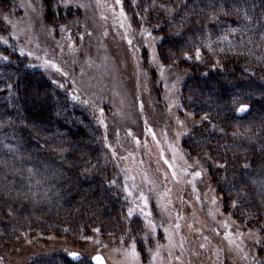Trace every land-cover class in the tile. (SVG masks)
Segmentation results:
<instances>
[{
	"label": "rangeland",
	"instance_id": "374dc122",
	"mask_svg": "<svg viewBox=\"0 0 264 264\" xmlns=\"http://www.w3.org/2000/svg\"><path fill=\"white\" fill-rule=\"evenodd\" d=\"M37 1L25 0L19 17L30 50L36 46L33 31L44 22ZM63 1L81 8L83 15L75 16L80 28L73 33L66 28L53 31L49 38V25L43 23L39 36L47 47H42L50 52L54 41L56 47L66 49L71 60L66 63L57 57L60 72L77 77L89 97H94L96 108L105 110L121 149L139 162L140 170L127 172L129 179L132 176L124 192L130 198L129 223L118 235L107 232L96 237L85 232L82 222H77L81 215L91 214L90 205L83 201L92 202L93 187L78 188L77 178L66 175L61 165L23 152L11 131L0 130V254L9 258L0 256V264H65V255L74 252L81 255L78 264H92L95 253L103 254L107 264H256L263 257L264 233L239 221L235 212L243 217L250 213L252 200L260 201L264 177L245 172L237 185L228 182L227 187H218L210 166L221 161L219 155L224 157L220 149L212 147L202 157L188 152L196 146L192 138L199 137L191 129L205 114L183 105L177 91L176 84L189 71L187 63L177 56L163 62L157 53L143 57L138 42L144 39L131 28L124 0L119 4L116 0ZM230 129L243 133L236 124ZM196 171L201 176H194ZM75 190L76 203L70 196ZM101 220L112 228L119 226ZM205 250L213 252L211 263L201 256ZM197 253L200 256L195 258ZM45 255L54 256V261L48 262Z\"/></svg>",
	"mask_w": 264,
	"mask_h": 264
},
{
	"label": "trees",
	"instance_id": "16d2710c",
	"mask_svg": "<svg viewBox=\"0 0 264 264\" xmlns=\"http://www.w3.org/2000/svg\"><path fill=\"white\" fill-rule=\"evenodd\" d=\"M41 1L42 4L37 1V8L44 22L40 21L33 31L34 52L26 47L25 33L20 29L19 17L25 0H0V55L8 57V60L0 59V130L11 131L23 152L61 165L66 175L77 178L78 188L82 184L93 187L89 190L91 198L88 192L86 199L92 202L83 201V205H90L91 214L81 215L77 225L82 222L81 228L96 237L106 236L107 232L118 235L121 227L129 223L126 207L130 198L124 192L130 188L132 176L130 180L127 172L134 168L140 170L136 165L139 162L130 157L129 151L121 149L120 140L109 128L105 110L96 108L94 97H89L77 77H69V71L64 75L44 64L50 60L57 65V57H63L66 63L71 60L66 49L56 47L54 41L50 52L42 47L47 42L39 36L44 24L51 30L49 38L53 31L64 32V28L73 33L80 28L75 16L83 15L81 8L67 5L63 0ZM185 2L187 8L183 7ZM212 4L222 6L228 14L217 12V18L212 19L209 7ZM124 6L137 38L144 39L143 43L138 42L143 57L147 58L150 53L153 58L157 53V58L167 62L177 56L188 65L183 81L176 84L177 91L181 92L183 105H190L198 115H208L207 121L202 120L191 129L199 137L192 138L196 146L188 152L202 157L212 147L220 149L224 157L218 154L221 161L210 166L212 176L218 178V187H227L228 182L237 185L245 172H257L263 178L264 36L260 25L244 20L243 13L237 16L231 10L232 0H124ZM244 7L254 19L264 18V0H249ZM233 28L235 32L231 31ZM21 48L25 51L23 56ZM44 51L46 57L42 55ZM29 52L32 55H27ZM9 84L11 90L7 88ZM73 95L79 99H73ZM241 103L249 105L244 113L236 111ZM231 124L240 126L243 133L232 132ZM219 135L222 138L217 139ZM81 191L78 190L80 194ZM78 192L70 194L71 201L76 203ZM261 197L260 201L257 198L251 201L250 213L243 217L238 212L235 214L246 226H255L264 233V196ZM43 219H37L41 226L45 225ZM101 219L113 220L119 226L112 228L107 222L104 225ZM196 255L195 258L200 256ZM0 256L9 260L4 253ZM201 256L209 263L214 258L211 250H205ZM44 258L54 261V256ZM80 262L65 255V264ZM256 264H264V253Z\"/></svg>",
	"mask_w": 264,
	"mask_h": 264
},
{
	"label": "snow or ice",
	"instance_id": "6c2138e0",
	"mask_svg": "<svg viewBox=\"0 0 264 264\" xmlns=\"http://www.w3.org/2000/svg\"><path fill=\"white\" fill-rule=\"evenodd\" d=\"M116 2L119 4V3H121V0H116ZM248 2H249V0H232V4H233L234 6L232 7L231 10L234 11V12L237 14V16H240V14L243 13V19H244V20L249 21V22H252V23H254V24H259V25H260V31H261V34H262V36H264V18L257 17V18L254 19L251 15H249V13H248V9H246V8L244 7V5H245V4H248ZM235 5H239V6L237 7V6H235ZM253 6H254V4H253ZM183 7H185V8L188 7V5H187L186 2L183 4ZM209 7L212 9V12H213V15L211 16L212 19H216V18H217L216 15H215V13H217V12L223 13L224 15H227V14H228L227 12L224 11V8H223L222 6L212 4V5H209ZM167 11L171 12L172 10H171V9H167ZM121 15H124V13H123L122 10H121ZM231 31H232V32H235L236 29L233 28V29H231ZM149 35H151V34L149 33ZM4 43L7 44V40H5ZM128 43L131 45L132 41H131V40H128ZM209 47H210V46H209ZM20 55H22V56L25 55V51H24L23 48L20 49ZM27 55L30 56V55H32V53L29 52V53H27ZM0 59L8 60V57L0 55ZM37 59H39V57H37ZM196 59H197V60L200 59V50H199V48L196 49ZM44 64H45V65H51V66H52L53 68H55L58 72L61 71V69H60L55 63H53V62L50 61V60H45V61H44ZM63 74H64V75H67V73H63ZM60 87H63V85H60ZM7 88H8L9 90H11L12 85H11V84L7 85ZM72 98H73V99H79V97L76 96V95H73ZM84 103H86V101H84ZM248 109H249V105H248V104L241 103V104H239V107L236 109V111H238V112H240V113H244V112H246ZM101 112H103V109H101ZM202 119L205 120V121H207V120H208V116H207V114H205L204 117H203ZM178 123H181V124H182L183 122L178 121ZM212 126L214 127V125H212ZM177 135H179V133H178ZM153 137L155 138L154 133H153ZM137 142H138V141H137ZM109 147H110V146H109ZM113 154H114V153H113ZM165 163H168V161H165ZM169 167L171 168L172 165L169 164ZM219 167H224V165H219ZM172 175L175 176L176 173L173 172ZM193 175L196 176V177H199V176H201V172H200V171H196V172L193 173ZM112 183L114 184L115 181H113ZM125 190L127 191V188H125ZM129 195H131V193H129ZM141 199H142V200H145V203H146V197L143 196V193H141ZM213 203H215V200H213ZM131 214H132V210L129 209V215H131ZM178 227H179V225H177V228H178ZM96 231H98V229H97ZM166 231H167V230H166ZM230 242H231V241H230ZM201 246L203 247V245H201ZM69 255H70L73 259H76V260H79V259L81 258L79 253H69ZM133 255H136V253H135L134 251H133ZM91 259H92L93 261H95V264H103V258H102V256H100L99 254H97V255L91 257Z\"/></svg>",
	"mask_w": 264,
	"mask_h": 264
},
{
	"label": "water",
	"instance_id": "95a60500",
	"mask_svg": "<svg viewBox=\"0 0 264 264\" xmlns=\"http://www.w3.org/2000/svg\"><path fill=\"white\" fill-rule=\"evenodd\" d=\"M74 253H77V252H74ZM97 254H99L100 256H102V258H103V264H107V263H106V260H105V257H104L103 254H101V253H95L93 256H95V255H97ZM80 256H81V255H80ZM93 256H92V257H93ZM70 257H71V256H70ZM71 258H72V257H71ZM72 259H73V258H72ZM92 263L95 264V261L92 260Z\"/></svg>",
	"mask_w": 264,
	"mask_h": 264
}]
</instances>
